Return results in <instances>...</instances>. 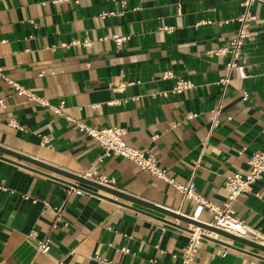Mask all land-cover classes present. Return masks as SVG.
<instances>
[{"label": "crops", "instance_id": "obj_1", "mask_svg": "<svg viewBox=\"0 0 264 264\" xmlns=\"http://www.w3.org/2000/svg\"><path fill=\"white\" fill-rule=\"evenodd\" d=\"M251 10L256 19L228 71L230 56L209 50L238 31L241 0H0V145L114 179L112 186L190 217L195 198L125 156L107 155L74 121L120 126L126 143L153 155L168 177L192 181L200 197L222 205L226 177L248 172L251 153L264 149V0ZM178 78L193 86L174 93ZM0 183V264L181 263L193 224L182 218L1 151ZM233 208L264 233V175ZM212 216L204 208L200 219ZM45 238L50 249L42 252ZM190 264H264V251L214 232Z\"/></svg>", "mask_w": 264, "mask_h": 264}, {"label": "built area", "instance_id": "obj_2", "mask_svg": "<svg viewBox=\"0 0 264 264\" xmlns=\"http://www.w3.org/2000/svg\"><path fill=\"white\" fill-rule=\"evenodd\" d=\"M256 0H241L242 11L239 13L237 19L240 22L238 31L232 37L228 45L222 47H216L209 50L210 54L215 55H229L230 60L227 63V69L230 71L233 67L238 65V60L241 55L244 41L249 36V23L252 20L256 19V15L252 12L251 7ZM114 12L102 11L100 15L105 17L108 14ZM167 30H170L171 27H165ZM116 41L124 40L126 37L121 35L114 36ZM84 44H89V42L84 41ZM1 74V69H0ZM164 77H172V71H167L163 75ZM9 82L17 89L19 93H26L30 98H38L33 93H30L19 83L8 79ZM226 85L229 82L228 78L222 80ZM193 86V83L189 80L183 78H178L172 91L174 93H180L184 90ZM167 91L162 92L164 96L167 95ZM247 97V92H244L243 99ZM42 102L48 105V102L41 100ZM4 106V99L0 98V107ZM53 107L52 105H50ZM55 110L64 114L61 107H54ZM219 112L220 109L214 112L211 121V127H215L219 123ZM196 116V113H189L188 117L192 118ZM77 126L84 131L85 133L93 136L104 148L105 153L110 155L111 153L125 156L143 168L148 169L154 175L166 179L169 183L173 184L177 189H179L184 198L193 197L197 201L196 208L193 214L190 216L195 220L202 221L200 219L201 212L204 208H207L212 213L211 221H206V223L228 231L230 233L236 234L238 236L256 241L264 245V233L251 229L242 219H240L233 208L234 200L242 193L250 190L252 184L262 178L264 175V149L255 150L249 156L247 162L249 164V170L246 173L235 172L228 175L225 179L224 186L228 191V198L222 205H217L215 203L205 200L203 197H200L195 189V186L192 181L188 184H182L175 181L174 179L166 175L165 169L160 167L157 164V160L153 155L146 156L143 150L132 147L126 143L123 136L125 134V128L110 125L103 128H93L85 125L79 121H74ZM85 176L94 178L97 181L112 185L114 179H106L104 177H94L93 173L89 172ZM0 188L6 189V187L0 183ZM205 222V221H204ZM213 231L207 230L199 225L192 224L191 228L188 231L187 242L184 247L183 253L181 255L180 264H190L203 242L206 238L205 235L211 236ZM32 236H35L36 233L32 232ZM38 248L42 252H47L50 249L49 239H41L38 243ZM122 251L129 252L127 247H123ZM155 261V259H152ZM122 264V263H116Z\"/></svg>", "mask_w": 264, "mask_h": 264}, {"label": "water", "instance_id": "obj_3", "mask_svg": "<svg viewBox=\"0 0 264 264\" xmlns=\"http://www.w3.org/2000/svg\"><path fill=\"white\" fill-rule=\"evenodd\" d=\"M0 151L3 152V153H7V154H10V155H13L15 157H18L20 159H24L26 161H29L31 163H34L36 165H39L47 170H50V171H53L55 173H58L60 175H63V176H66V177H69V178H72L78 182H80L81 184H85V185H91L93 187H96L98 189H101V190H104L106 192H109L117 197H120L122 199H125V200H129V201H132V202H135V203H139L141 205H144L146 207H149V208H152L154 210H157V211H160V212H163L165 214H168V215H171V216H174V217H179V218H182L188 222H191L193 224H196V225H199L207 230H210V231H213L215 233H218L220 235H223V236H226V237H229L235 241H239L241 243H244V244H247V245H250L251 247H254V248H257L261 251H264V245L256 242V241H253V240H250V239H247V238H244V237H241V236H238L236 234H233V233H230L228 231H225L223 229H220L218 227H215V226H212L204 221H199V220H195L189 216H184V215H181L179 213H176L175 211L171 210V209H167L166 207H163L161 205H157L155 203H151L149 201H146L144 199H141L139 197H136L134 195H131L129 193H126L124 192L123 190L121 189H118L112 185H109V184H106V183H102L100 181H97L96 179L94 178H90V177H87L85 175H81V174H77V173H73L71 171H67L65 169H62L60 167H57L55 165H51L49 163H46V162H43V161H40L38 159H35L33 157H30L28 155H23L21 153H17L16 151H13L11 149H7L5 147H2L0 145ZM79 188H83L81 185L78 186ZM205 237H210L208 235H205Z\"/></svg>", "mask_w": 264, "mask_h": 264}]
</instances>
